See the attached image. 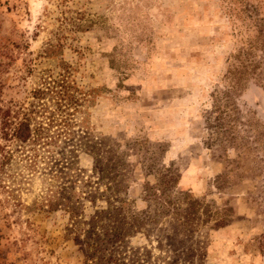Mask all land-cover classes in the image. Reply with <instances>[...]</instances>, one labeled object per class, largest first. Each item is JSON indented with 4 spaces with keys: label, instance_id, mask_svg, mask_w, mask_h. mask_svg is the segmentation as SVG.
<instances>
[{
    "label": "rangeland",
    "instance_id": "1",
    "mask_svg": "<svg viewBox=\"0 0 264 264\" xmlns=\"http://www.w3.org/2000/svg\"><path fill=\"white\" fill-rule=\"evenodd\" d=\"M62 75L57 142L0 141V264H96L68 213L32 209L63 160L84 220L125 206L123 264H264V0H0V106Z\"/></svg>",
    "mask_w": 264,
    "mask_h": 264
},
{
    "label": "trees",
    "instance_id": "2",
    "mask_svg": "<svg viewBox=\"0 0 264 264\" xmlns=\"http://www.w3.org/2000/svg\"><path fill=\"white\" fill-rule=\"evenodd\" d=\"M70 83L63 75L61 79L54 81L46 77L42 86L34 90V101L29 107L20 106L15 109L13 105L0 106V141L15 142L16 150L25 154L31 151L32 157L29 154L26 156L35 161L39 156L40 147L53 145L58 137L66 132L62 125L69 124L67 119V115H70L69 108L77 104ZM5 149L6 144L0 143L4 160L10 159L13 154ZM62 162V167L58 171L64 174L60 176V179L62 178L60 184L56 189H48L40 200H35L32 209L47 212L65 211L72 221L75 240L88 247L90 251L88 255L96 264H123L109 249L123 241L131 229L132 223L128 221L129 215H125V206L112 207L110 203L108 208L96 210L90 219L84 220L82 210L84 196L82 191H77L81 170L74 167V161L66 162V165L64 160ZM71 171L76 172L70 174ZM91 198L95 200L94 196Z\"/></svg>",
    "mask_w": 264,
    "mask_h": 264
}]
</instances>
